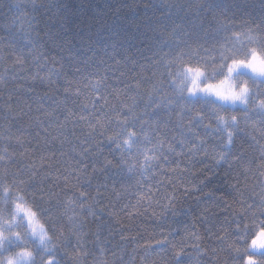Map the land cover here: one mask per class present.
I'll return each instance as SVG.
<instances>
[{
    "label": "trees",
    "instance_id": "16d2710c",
    "mask_svg": "<svg viewBox=\"0 0 264 264\" xmlns=\"http://www.w3.org/2000/svg\"><path fill=\"white\" fill-rule=\"evenodd\" d=\"M253 25L264 0H0V183L15 179L62 231L59 264H241L228 245L245 247V225L249 239L264 220V135L241 119L217 163L231 124L208 101L182 108L168 72ZM122 108L138 134L125 145L121 132L119 147L97 135L94 155L89 124L112 118L113 134Z\"/></svg>",
    "mask_w": 264,
    "mask_h": 264
},
{
    "label": "clouds",
    "instance_id": "9594fccd",
    "mask_svg": "<svg viewBox=\"0 0 264 264\" xmlns=\"http://www.w3.org/2000/svg\"><path fill=\"white\" fill-rule=\"evenodd\" d=\"M227 35L230 38L218 39L207 51L197 47L181 53L170 65L168 76V87L177 100L208 101L206 106L221 126L236 123L231 119L236 109L252 107L255 113H264V94L253 102L255 82L264 81V27L248 26ZM131 136L128 133L123 138L125 145ZM0 196L7 198L0 207V264H46L57 243L47 213L21 184L0 183ZM248 244L259 246L249 251H264V230L253 232ZM241 264L261 261L244 255Z\"/></svg>",
    "mask_w": 264,
    "mask_h": 264
},
{
    "label": "snow or ice",
    "instance_id": "6c2138e0",
    "mask_svg": "<svg viewBox=\"0 0 264 264\" xmlns=\"http://www.w3.org/2000/svg\"><path fill=\"white\" fill-rule=\"evenodd\" d=\"M234 31L230 30L228 33H232ZM223 39H228L230 38V36L226 35L224 37H221ZM212 47L215 46V43L210 44ZM198 47L203 48L205 51L208 50L207 47H205L203 44H200ZM170 67V66H169ZM171 75V71L168 72V76ZM160 86H163V80L161 81ZM254 88L256 89L257 95H254L253 97V102L255 103L257 101V96L260 94H264V81H256L254 84ZM172 104V100L169 99L168 100V105ZM196 104V101L193 100H189L186 103H182L181 107H185V106H191ZM125 108H127V106H125ZM160 107L158 106L154 112L152 113L153 115H156L159 111H160ZM189 110H191V108H189ZM128 111H131V109L129 108ZM124 113V109L122 108L120 110V112L116 113L115 116V122L116 124L119 126V131L114 132L113 134H108L111 131V124H112V118H108L107 121H98V125L99 128H97V124H89V129L90 131L87 133V136L85 137V140H82L81 143H85L88 139H91L95 142L97 151L94 155H99L100 152H102V150L99 147L100 141L96 140V136H103L106 140L113 142L117 147L120 146V138H121V132L126 131L127 133H131L133 136H136L138 134V132L136 131L135 128V122L134 121H130L127 117H125L123 120L120 119L121 115H123ZM255 116V118H253ZM194 119H198L200 122H203L204 120V115L202 113V111L200 109H197L194 113ZM84 117H81V120H83ZM231 119L233 121H235V124H231V126L226 127L225 129V133L227 136V140L225 141V143L219 145L220 147L224 148L225 151H221L219 153V156L217 158V163L220 162L221 159L227 161L228 155L232 153V147L233 145L236 143V133L237 131H243L242 129H239V122L241 119H244L246 121H248L251 125V127L253 129H256L257 131H260L262 135H264V113H255L254 108L250 107L247 110H235V114L232 115ZM259 124L260 127H257V125ZM208 127H212L211 124L208 125ZM141 132H143V128L141 127L140 129ZM125 137V136H124ZM123 137V138H124ZM253 139H255V137H252ZM231 146V147H230ZM91 148V145H89L88 148H83L81 151V155L83 156L84 153L89 152ZM240 152H243V147L241 146L240 148ZM262 156H264V146H262ZM234 159H239V156H235L233 157ZM4 157L0 156V160H3ZM113 162L108 159L107 157L104 158V165H110ZM262 167H264V165H262ZM87 168L86 165H81L80 166V172L78 173V175L85 173V169ZM93 171H99L100 169L96 167L95 164H93ZM262 176H264V172L261 173ZM11 183L13 184H19L15 179H13L11 181ZM7 190V189H5ZM97 194H99V188L97 191ZM80 195L82 197H87V193L81 192ZM261 207L259 209H257V211L259 212L260 215H264V197L261 198ZM251 207V206H250ZM245 212V216H247L248 210H244ZM256 213H253V216H255ZM236 229L237 231H240V225L237 224L236 225ZM55 230V229H54ZM258 230H264V220L260 221L259 226H258ZM247 233V225H245V235L241 236L240 238L243 239L245 241V247L243 248H236L234 245L229 244L228 248L231 251H234L235 253L239 254V253H245V255L249 256V257H255L257 258V256L255 255L256 251H251V253L253 254H249V247L256 249L257 245H249L248 244V239L246 236ZM62 231L60 232L59 235H57V240H59L62 236ZM227 230H224V235L219 237L220 242L222 243H227ZM79 241L80 239L77 240V246H79ZM65 255H67L68 253L65 252ZM41 254V258H42ZM176 256L180 255V250H177V252L175 253ZM53 256L56 258V264H59L58 259L56 254L54 253ZM53 256H50L49 259L46 261V264H54L53 261ZM258 259V258H257Z\"/></svg>",
    "mask_w": 264,
    "mask_h": 264
}]
</instances>
